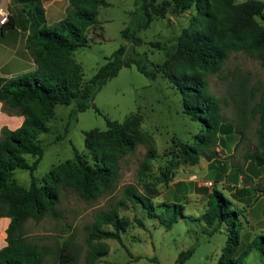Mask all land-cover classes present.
I'll list each match as a JSON object with an SVG mask.
<instances>
[{"label": "trees", "instance_id": "obj_1", "mask_svg": "<svg viewBox=\"0 0 264 264\" xmlns=\"http://www.w3.org/2000/svg\"><path fill=\"white\" fill-rule=\"evenodd\" d=\"M39 17L45 21L41 0H35ZM136 20L126 26L121 34L128 44H121L98 68L94 75L84 80L82 65L73 57V52L88 45L87 31L100 23L99 8L109 6L108 0H69L65 16L56 23L33 26L27 37L36 68L21 76L0 77V101L5 107L23 115V123L11 129L3 126L0 132V218L10 217L6 229V245L0 248V264H47L54 256L55 264H77L79 248L70 241L54 249L48 244H39L24 233L29 219L39 221L46 215L59 218L61 192L73 189L80 197L91 200L116 187L121 175V160L133 152L140 143L149 145L139 172L145 174L157 155L154 139L142 128L140 113L129 115L124 121L106 118V129L92 128L85 131L86 153L74 147V158L53 166L39 181L34 172L42 159L45 148L40 135L49 130L48 122L56 116L58 104L71 105L70 117L94 106L97 93L123 67L135 66L151 79L159 74L166 76L179 90L184 113L200 124L193 143H183L173 167L180 164L195 165L204 157L216 159L215 147L222 144L221 135L228 134L230 124L224 116L221 101L209 88L206 74L221 69L231 51L244 50L256 54L264 65V18L263 0H135ZM178 12L194 9L189 25L184 27L177 43L166 53L163 63L150 60L148 54L135 51L144 40L138 30L148 28L155 18H166L170 6ZM152 46L161 45L149 42ZM97 112L100 110L95 106ZM253 114L258 117L259 144L247 158L264 166V87L259 100L253 105ZM34 157L32 163L26 155ZM18 167L31 173L29 187L18 183L14 170ZM171 167V168H173ZM169 172L171 169L169 168ZM168 184V172L165 174ZM141 189L135 184L124 187L123 197L113 206L95 214L87 226L85 264H99L110 249L105 239H114L123 244L122 233L131 224L119 209L128 202L137 201L149 217L156 218L170 229L184 216V207L178 203L157 205L153 198L161 191L148 183ZM246 188L237 189L241 195ZM231 201L216 187L209 193L208 206L201 219L208 226L231 222L230 234L217 264H241L244 256L258 250L264 256V233L251 240L242 255L235 252L240 244V229L237 227L239 213L231 208ZM160 209V213L157 212ZM136 222L144 227L139 219ZM110 225L112 228H106ZM195 247L180 252L176 264H185L193 255Z\"/></svg>", "mask_w": 264, "mask_h": 264}, {"label": "rangeland", "instance_id": "obj_2", "mask_svg": "<svg viewBox=\"0 0 264 264\" xmlns=\"http://www.w3.org/2000/svg\"><path fill=\"white\" fill-rule=\"evenodd\" d=\"M108 1L109 6L99 8L100 23L87 31L88 45L77 48L72 55L83 67L84 80L91 78L121 44L129 45L121 31L135 23V0ZM162 1L173 2L158 0ZM193 13L194 9L175 11L171 5L166 18H155L148 28L138 30L144 43L136 46L135 51L146 52L153 62L163 63L167 51L176 45ZM258 19L264 24V18ZM149 42L159 43L161 47L152 46ZM206 79L210 91L220 99L222 112L230 124V132L222 134V144L215 147L218 156L213 168L204 157L195 165L173 167L181 145L193 143L200 124L184 113L178 88L163 74L151 79L135 66L123 67L97 93L94 106L75 117H70L73 104H58L56 116L48 122V132L40 135L45 153L34 172L39 181L53 166L73 159L74 147L86 153L85 131L106 129V118L122 122L133 113L142 114V128L152 135L157 155L150 169L141 174L139 169L149 145L140 143L121 160V175L116 187L94 199H84L73 189L63 188L59 204L61 216L46 215L39 221L29 219L24 228L26 236L54 249L70 241L80 250L77 264H85L87 226L94 221L95 214L113 208L123 197L126 185L135 184L143 189V185L148 183L161 191L158 197L153 198L157 205L164 202L183 205L184 214L189 219L180 220L168 229L156 218L149 217L147 210L137 201L128 202L119 209L121 216L131 220L128 229L122 233L123 244L105 239L110 251L99 264H176L180 252L193 246L195 251L185 264H217L232 224L229 221L207 226L197 220L207 206L203 187L212 188L205 182L213 181L217 190L232 202L231 208L239 213L237 227L241 236L235 254L242 255L247 244L264 233V166L247 158L259 144L258 117L252 109L264 87V65L256 54L234 50L221 69L207 73ZM6 110L17 111L9 107ZM26 157L30 163L33 162V156L28 154ZM14 176L19 184L29 187L31 173L28 169L18 167ZM239 187H251V195L245 190L242 201H238L240 195H232L230 191L238 192ZM160 211L157 209L158 213ZM136 218L141 219L145 226H140ZM105 227L112 228L110 225ZM47 264H55L53 255L48 257ZM241 264H264V256L254 249L244 256Z\"/></svg>", "mask_w": 264, "mask_h": 264}, {"label": "crops", "instance_id": "obj_3", "mask_svg": "<svg viewBox=\"0 0 264 264\" xmlns=\"http://www.w3.org/2000/svg\"><path fill=\"white\" fill-rule=\"evenodd\" d=\"M2 1L3 0H0V4ZM7 1L9 3L11 16L7 24H0V77L11 78L21 76L35 70L36 64L30 49L27 47V37L30 35L33 26H43L44 24L50 25L61 20L66 14L67 7L69 6V0H41V7L45 19L44 22L41 17H39L35 0ZM236 1L241 2L244 0ZM24 118L25 117L17 111L12 110L9 112L6 110L4 103L0 101V132L3 126H7L11 129L19 127L23 123ZM209 162V166L213 168L215 166L216 159ZM207 182L208 181L205 182L206 185ZM214 187L211 189L203 187L204 192L207 194V206L209 193L212 192ZM239 188H246L247 194L251 195V187ZM230 193L234 195V191H230ZM242 195L243 194L240 195L238 201H242ZM188 219L189 217L184 215L180 217L178 221ZM197 220H200L202 224H206L201 217ZM9 223L10 217L3 216L0 218V248L5 246L7 243L6 229Z\"/></svg>", "mask_w": 264, "mask_h": 264}, {"label": "built area", "instance_id": "obj_4", "mask_svg": "<svg viewBox=\"0 0 264 264\" xmlns=\"http://www.w3.org/2000/svg\"><path fill=\"white\" fill-rule=\"evenodd\" d=\"M11 16L10 8H9V3L7 0H3L2 3L0 4V24L5 25L9 22ZM208 186L214 187V182L213 181H208L207 182Z\"/></svg>", "mask_w": 264, "mask_h": 264}]
</instances>
